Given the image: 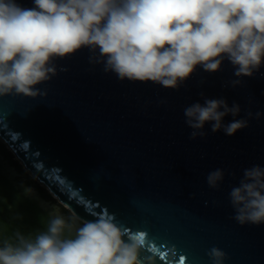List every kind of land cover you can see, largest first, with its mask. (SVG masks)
<instances>
[{"label":"water","instance_id":"obj_1","mask_svg":"<svg viewBox=\"0 0 264 264\" xmlns=\"http://www.w3.org/2000/svg\"><path fill=\"white\" fill-rule=\"evenodd\" d=\"M54 63L57 75L37 85L43 95L0 96V141L31 177L78 221L113 218L142 234L155 264H211L212 247L224 264H264V224H238L229 198L245 169L264 167V64L239 78L227 59L216 72L197 66L166 89L120 81L88 48ZM206 99L238 105L222 123L247 127L228 136L206 122V135L189 139L184 109ZM216 169L224 177L212 189Z\"/></svg>","mask_w":264,"mask_h":264},{"label":"clouds","instance_id":"obj_2","mask_svg":"<svg viewBox=\"0 0 264 264\" xmlns=\"http://www.w3.org/2000/svg\"><path fill=\"white\" fill-rule=\"evenodd\" d=\"M23 8L17 0H0V96L35 97L37 88L57 75L56 59L81 48L95 53L120 81L158 84L177 89L197 66L216 72L227 59L236 77L252 76L264 64V0H33ZM91 62V61H90ZM66 70V69H62ZM233 83H239V80ZM239 106L224 99H206L184 109L189 139L211 131L228 136L247 127V120L223 124ZM249 116L252 114L249 113ZM260 113H257V118ZM221 169L206 177L217 189ZM238 224H264V167L245 169L229 193ZM43 230L0 242V264H155L142 234H128L113 218L98 217L75 227L67 218L49 214ZM75 228L74 237L65 232ZM211 264H224L226 253L212 247ZM143 256V258H142Z\"/></svg>","mask_w":264,"mask_h":264},{"label":"trees","instance_id":"obj_3","mask_svg":"<svg viewBox=\"0 0 264 264\" xmlns=\"http://www.w3.org/2000/svg\"><path fill=\"white\" fill-rule=\"evenodd\" d=\"M0 157H2L7 164L18 173L19 177L23 179V186L34 189L38 192L42 200L51 201L50 196L46 194V190L34 184V180L27 176V173L21 169V166L18 165L16 161L12 160V155L4 148L1 142ZM8 205L13 209L14 213H16L20 222H22L21 225H24L26 230L32 232L33 235L36 231L43 230L46 227L49 220L47 216L43 215L33 202L22 198L0 171V206L4 207ZM8 231V236L5 232L4 234L0 233V242L13 237L10 229H8ZM65 235L67 237H74V234L67 231Z\"/></svg>","mask_w":264,"mask_h":264},{"label":"rangeland","instance_id":"obj_4","mask_svg":"<svg viewBox=\"0 0 264 264\" xmlns=\"http://www.w3.org/2000/svg\"><path fill=\"white\" fill-rule=\"evenodd\" d=\"M3 146L7 151H9V149L4 144ZM10 154L12 155V160L16 161L17 164L21 166L20 162L15 158V156L11 152ZM21 169L25 171L22 166H21ZM0 171L4 175L6 180L15 188L18 194L22 198L33 202V204H35L38 210L43 215L47 216L48 219L50 218L49 216L50 213L53 215L62 214L66 218L70 215L69 211L63 205H61L57 201V199L51 196L47 192V190H46V194L50 196L51 201L42 200L39 197L38 192H36L34 189L23 186L22 184L23 179L19 177L18 173L11 166H9L2 157H0ZM25 172L27 173L28 177L34 180V184H36L39 188L44 189V187L37 180L31 177L27 171ZM21 223L22 222H20V220L18 219V216L16 215V213H14L13 209L9 205L4 206V207L0 206V233L1 234H4L5 232V234H7L8 236L9 234L8 229H10V232L12 233V235H14V233L17 230L22 231L25 234L32 233L26 230L25 226L21 225ZM79 226H82V222L77 220L75 227H79ZM70 233L75 235V228Z\"/></svg>","mask_w":264,"mask_h":264},{"label":"snow or ice","instance_id":"obj_5","mask_svg":"<svg viewBox=\"0 0 264 264\" xmlns=\"http://www.w3.org/2000/svg\"><path fill=\"white\" fill-rule=\"evenodd\" d=\"M141 238H143V237H141Z\"/></svg>","mask_w":264,"mask_h":264}]
</instances>
